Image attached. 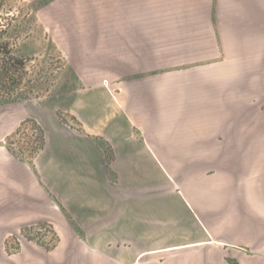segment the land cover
I'll return each instance as SVG.
<instances>
[{
    "label": "crops",
    "instance_id": "crops-1",
    "mask_svg": "<svg viewBox=\"0 0 264 264\" xmlns=\"http://www.w3.org/2000/svg\"><path fill=\"white\" fill-rule=\"evenodd\" d=\"M33 23L69 76L0 107V264H264V0H45ZM22 125L29 159L1 143Z\"/></svg>",
    "mask_w": 264,
    "mask_h": 264
},
{
    "label": "rangeland",
    "instance_id": "rangeland-1",
    "mask_svg": "<svg viewBox=\"0 0 264 264\" xmlns=\"http://www.w3.org/2000/svg\"><path fill=\"white\" fill-rule=\"evenodd\" d=\"M28 1L0 0V73L4 74L7 68L11 71L10 81L5 79L8 75L0 74V107L49 95L58 88L61 79L69 76L65 61L50 39L32 36L35 32V5L45 0H30L31 4ZM6 85L8 90L3 89ZM30 133L22 125L14 137H8L1 143H15L22 156L32 158L26 142ZM42 233L38 231L34 236L49 244L48 248L52 247L50 236L45 237L48 234L46 230Z\"/></svg>",
    "mask_w": 264,
    "mask_h": 264
},
{
    "label": "trees",
    "instance_id": "trees-1",
    "mask_svg": "<svg viewBox=\"0 0 264 264\" xmlns=\"http://www.w3.org/2000/svg\"><path fill=\"white\" fill-rule=\"evenodd\" d=\"M4 71H5L4 74L6 76L8 75L6 78L5 77L4 78L6 80H9L8 78H10V76H11V71L8 68L4 69ZM0 74H1V76L4 75L2 73H0ZM3 89L8 90L9 87L6 85V86H3ZM6 100H8V99H6ZM28 138H29L28 141H26L27 144H28L27 145L28 146L27 147L28 151H29L30 155L36 154L40 150V147H41V144H42V137H41V135H39V132L36 130V132H34L32 135H29Z\"/></svg>",
    "mask_w": 264,
    "mask_h": 264
},
{
    "label": "built area",
    "instance_id": "built-area-1",
    "mask_svg": "<svg viewBox=\"0 0 264 264\" xmlns=\"http://www.w3.org/2000/svg\"><path fill=\"white\" fill-rule=\"evenodd\" d=\"M33 134V133H32ZM31 133H30V135H32Z\"/></svg>",
    "mask_w": 264,
    "mask_h": 264
}]
</instances>
